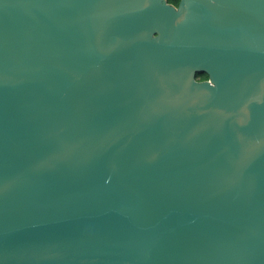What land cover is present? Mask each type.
I'll return each mask as SVG.
<instances>
[{
	"label": "water",
	"instance_id": "95a60500",
	"mask_svg": "<svg viewBox=\"0 0 264 264\" xmlns=\"http://www.w3.org/2000/svg\"><path fill=\"white\" fill-rule=\"evenodd\" d=\"M0 264H264V0H0Z\"/></svg>",
	"mask_w": 264,
	"mask_h": 264
},
{
	"label": "flooded vegetation",
	"instance_id": "af4514ba",
	"mask_svg": "<svg viewBox=\"0 0 264 264\" xmlns=\"http://www.w3.org/2000/svg\"><path fill=\"white\" fill-rule=\"evenodd\" d=\"M206 76V78H204ZM196 79L198 81H207L210 79V76L206 72H198L196 74Z\"/></svg>",
	"mask_w": 264,
	"mask_h": 264
},
{
	"label": "trees",
	"instance_id": "16d2710c",
	"mask_svg": "<svg viewBox=\"0 0 264 264\" xmlns=\"http://www.w3.org/2000/svg\"><path fill=\"white\" fill-rule=\"evenodd\" d=\"M168 2H169L170 4H173V5H175V6H178L180 0H168ZM204 78H206V76H205Z\"/></svg>",
	"mask_w": 264,
	"mask_h": 264
}]
</instances>
